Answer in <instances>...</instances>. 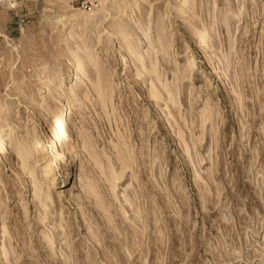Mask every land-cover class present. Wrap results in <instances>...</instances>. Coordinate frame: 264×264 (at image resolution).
<instances>
[{"label": "rangeland", "instance_id": "1", "mask_svg": "<svg viewBox=\"0 0 264 264\" xmlns=\"http://www.w3.org/2000/svg\"><path fill=\"white\" fill-rule=\"evenodd\" d=\"M180 1L0 0V101L11 108L5 116L21 120L17 136L34 127L45 141L44 121L58 101L54 92L40 93L55 78L72 103L71 146L79 159L69 178L58 173L50 186L55 202H47L42 224L37 204L45 198L34 200L33 180L29 186L15 180L17 158L8 167L0 152V239L5 227L10 239L0 246L9 260L3 256L0 264H264V0H193L195 23ZM92 14L98 25L77 30L93 54L91 83L83 78L71 94L72 48L62 31L73 17ZM164 22L169 55L151 56L145 65L161 90H172L163 102L149 98L152 78L125 60L119 33L109 38L108 31L126 30L133 46L134 29H151L155 41V27ZM199 25L216 28L205 52L195 46ZM100 80L108 83L101 89ZM107 86L105 105L99 94ZM209 116L214 121L205 122ZM60 149L42 150L46 160L36 165L45 192L47 160L55 162ZM118 156L134 162L114 191L107 178L121 171ZM88 184L107 205L103 210Z\"/></svg>", "mask_w": 264, "mask_h": 264}, {"label": "bare ground", "instance_id": "2", "mask_svg": "<svg viewBox=\"0 0 264 264\" xmlns=\"http://www.w3.org/2000/svg\"><path fill=\"white\" fill-rule=\"evenodd\" d=\"M145 0H142V2ZM179 1V0H178ZM10 2V1H9ZM8 2V3H9ZM133 2H135V0H133ZM132 4V3H131ZM183 5V13L184 15H189V20L193 23L196 22V16L194 15V8H195V3L193 2V0H182L180 1V5ZM129 5V4H128ZM133 5V4H132ZM216 5V3H215ZM121 6V5H120ZM11 8V7H10ZM135 8V7H134ZM136 9H139V7H137ZM123 11V10H122ZM134 14V13H133ZM119 15V14H118ZM183 15V16H184ZM234 15V14H233ZM122 16V15H121ZM181 16V15H180ZM76 18V17H75ZM73 17L71 23L68 24V26L66 27L65 30L62 31V36H67L69 37V44L72 48L70 57L68 58V64L70 65V74H68L66 80L69 81V77L71 75V73L74 72L73 76L70 79V83H73L72 85L75 87H72L70 90V93L73 94L74 91H76V89L78 87H76L79 82L83 79L86 78L87 80L84 81L86 82V85L91 83V79H90V73H88V71H91L93 69L94 66V60L92 59V53H89V51H84V48L86 46V40L84 38L83 35H78L77 34V30H80L83 34L87 33V31L90 29H92L93 27H95V25H98V19L96 14H92V15H87L85 17H83L81 19V21H78L77 19H75ZM124 18V17H123ZM164 18V17H163ZM228 18V17H227ZM159 19V18H158ZM182 19V18H181ZM180 19V20H181ZM63 20V17L58 20V23H61ZM116 20H120L118 18H116ZM125 20V19H124ZM212 20V19H211ZM126 21V20H125ZM128 22V21H127ZM162 22V21H161ZM220 23V22H219ZM113 24V23H112ZM116 24V23H115ZM131 25V24H130ZM166 23H157V26L155 27L156 29V36H155V41H152V39L150 38V34H152L151 29L148 30V33L143 30L141 27L134 29V34L136 35V38H138V40L134 43L133 42V46L130 43V35L127 33V31L124 29H117V26L115 27L114 25H111V27H115V31H108L110 37L109 38H113V37H117V33H119V36L117 37L118 40H120L121 45L122 46L124 52H126V58L125 60H133V62L135 64H137L139 67H141L143 70H141V75L143 77H147V78H152L151 79V84H149L150 89L148 90V94H150L149 98H153L155 100H163V102L165 101L164 97H162L164 94H172V90H170L169 88H163L162 90L160 87H158V85L155 83V81L153 80V77L151 76L152 73L148 72V68L145 66L147 64V61L149 62V60H151V56H156L157 55V60H158V54H161V56H165L168 54V50L170 49L171 45L170 44H166V40H167V31H166ZM120 26V25H119ZM135 25L133 24L132 27H134ZM127 27V26H126ZM152 27V26H150ZM200 28H195L193 31L194 36H195V46H199L200 49H203V51L205 52V49L207 48V41L208 39L213 35L215 31V26L212 25L210 27H205L204 25H199ZM145 29V28H144ZM113 30V29H112ZM132 30V29H131ZM153 30V29H152ZM168 30V29H167ZM107 31V30H106ZM91 32V31H89ZM229 32V31H228ZM154 33V32H153ZM169 33V32H168ZM192 33V34H193ZM144 34V35H143ZM89 35V34H88ZM143 36V37H141ZM86 37V36H85ZM90 37V36H89ZM154 39V38H153ZM88 40V39H87ZM168 41V40H167ZM66 42V41H65ZM147 49L144 50L145 47H147ZM150 46H152L154 49L151 50ZM141 48V49H140ZM172 51V50H171ZM210 53V52H209ZM213 53V52H212ZM211 54V53H210ZM215 54V52H214ZM169 55V54H168ZM216 58V57H215ZM228 59V58H227ZM157 62V61H156ZM152 63V62H151ZM150 63V66H154L156 64ZM195 63L194 60H192V58L190 57V63L189 65H193ZM96 64V63H95ZM149 64V63H148ZM103 65V64H102ZM188 65V67H189ZM212 66V65H211ZM152 68V67H150ZM154 68V67H153ZM190 68V67H189ZM45 69V68H44ZM187 69V68H185ZM43 70V69H42ZM135 70V69H134ZM138 70V69H137ZM151 70V69H150ZM183 70V69H182ZM215 73H219L218 72V68L214 67L213 68ZM43 72V71H42ZM140 72V71H139ZM152 72V70H151ZM189 72V70H188ZM102 73V72H101ZM150 73V74H149ZM221 73V72H220ZM220 73L218 74L220 76ZM55 75V74H52ZM139 75V74H138ZM159 75V74H157ZM191 75V74H190ZM45 76V75H43ZM56 76V75H55ZM104 76V75H103ZM162 76V75H161ZM52 77V76H51ZM141 77V76H139ZM164 77V76H163ZM189 77V76H188ZM222 77V75H221ZM158 78V76H157ZM39 79L42 80V77L40 76ZM146 79V78H145ZM185 79V77H184ZM190 79V78H189ZM223 79V78H221ZM138 80V79H137ZM156 80V79H155ZM178 80V79H177ZM40 81V80H38ZM101 81V80H100ZM159 81V80H158ZM157 82V81H156ZM223 82V81H222ZM138 83V82H137ZM150 83V82H149ZM158 83V82H157ZM103 84V85H102ZM104 84L107 85L108 83L106 81H101V83L99 85H97L100 89L102 87H104ZM13 85L19 90L21 83H13ZM80 85V84H79ZM92 85V84H91ZM181 85V84H180ZM62 84L58 82V80H56L55 78H53L52 80L50 79H46L43 82V87H42V92L40 93V95H46L47 93H51L54 92V100L58 101V105L56 106V109L54 110V112L52 114V116L48 119H46L44 121V125H45V137L46 140L43 141L41 139L40 136L36 137L35 134H37L38 132L36 131V128H31L26 126L25 128H22L21 131V135H16L17 131L21 130L20 128V123L21 120L17 119L13 122H10L8 120V118H6L5 113H11V108L8 106V104L6 103H1L0 101V121H2V124L0 125V152L5 156V161L4 164L7 165L8 167L11 166L12 163H8L7 161L11 158V157H16L17 158V165L18 166V170H13L14 176H15V180H26V186H29V183L33 180L32 182V188H33V197L34 200L35 199H39L41 198V196H43L45 198L44 201H39V204H37L38 206H40L42 208V210H44V214L43 216H41L39 218L40 223L44 224L45 219L48 217V212L46 211L48 204L47 202L52 201V204H54V196H53V189L50 188L51 185L57 184L59 181L58 178V173H62L65 178H69L72 175L73 170L75 169V167L77 168V164L79 162L78 156L74 153V148L71 146V144H75L77 143V140L75 139L76 137H72V132H73V126L71 125L72 123H70L69 121V113L72 112V103L70 100V97L68 96V94L66 92L61 91L62 88L61 87ZM89 86V85H88ZM87 86V87H88ZM109 86V85H108ZM107 86V88L105 89V91H103L102 93L99 94V98L100 100H102L105 103V96L108 94V91L110 90L109 87ZM161 86V85H160ZM94 87V85L92 86ZM90 87V88H92ZM69 90V89H68ZM98 90V89H97ZM111 92V90H110ZM157 93V95H156ZM164 93V94H163ZM48 95V94H47ZM157 96V97H155ZM171 96V95H170ZM239 96V95H238ZM39 97V95H38ZM179 97V96H178ZM42 98L44 100H46L45 96H42ZM108 98V97H107ZM148 98V97H147ZM176 98V97H175ZM110 99V97L108 98ZM171 99V98H170ZM168 100V99H167ZM160 101V102H161ZM238 101V100H237ZM47 102V101H46ZM168 102V101H167ZM179 102V101H178ZM175 103V102H174ZM181 103V102H180ZM33 104V100H30V105ZM49 103H47L48 105ZM56 104V103H55ZM166 104V103H163ZM172 104V103H171ZM182 104V103H181ZM34 105V104H33ZM46 105V104H45ZM106 105V103H105ZM170 105V104H169ZM41 107V106H40ZM50 108V107H49ZM39 109V108H38ZM43 109V108H41ZM52 110V109H51ZM166 110H168L169 112V106H166ZM41 111V110H40ZM174 111V110H173ZM172 111V112H173ZM164 112V111H163ZM177 112V111H176ZM209 112V110H208ZM40 113V112H39ZM175 113V112H174ZM164 115V113H163ZM209 114H207L208 116ZM10 116V115H9ZM171 116V114H170ZM173 117V115H172ZM215 118V116H214ZM208 120H212L211 116L206 117V119L204 120L205 122H207ZM185 121V120H184ZM177 122V121H176ZM183 123V122H182ZM204 123V122H203ZM181 124V123H180ZM180 124L177 123V127L180 129ZM215 124V123H214ZM204 125V124H203ZM216 126V125H215ZM176 127V128H177ZM183 127V125H182ZM205 128V126H203ZM202 127V128H203ZM174 131V129H173ZM182 131V130H181ZM20 132V131H19ZM32 132H34V134H31ZM75 132V130H74ZM180 132V131H179ZM38 135V134H37ZM70 136V137H67ZM123 136V135H122ZM183 136V135H182ZM36 137V138H33ZM86 137V136H85ZM82 138V137H81ZM84 138V137H83ZM79 139V138H77ZM124 139V138H123ZM87 140V144L85 143V145L83 146V150H81V153L85 152V149L88 147V143L90 139H85V142ZM128 141V140H127ZM134 141V140H133ZM120 142V141H119ZM134 143V142H133ZM186 143V142H185ZM201 143V142H200ZM57 145H60L61 149L58 151L57 155H56V161L55 162H51L47 160V165H46V172H48L47 176L48 177L47 180H50L49 183H46V186L48 187L47 192H45L43 190V186L40 184V182H38V176H37V171L36 168L38 165L37 163L42 161H45L46 158L43 154V152L47 149V148H55L57 147ZM125 145V143L123 144ZM122 146V144H121ZM131 146V145H130ZM190 146V145H189ZM189 146L186 145V151L185 152H189L190 148ZM191 147V146H190ZM127 148V147H126ZM76 149V148H75ZM117 149V148H116ZM124 149V148H123ZM43 150V152H41ZM80 150V149H79ZM131 150V149H130ZM118 151V150H117ZM90 152V150H89ZM121 155L123 154L122 151ZM132 152V151H131ZM130 152V153H131ZM80 153V154H81ZM92 153V150H91ZM116 153V152H115ZM129 153V152H128ZM78 154V153H77ZM93 155V154H92ZM119 155V154H118ZM124 155V154H123ZM131 155V154H128ZM95 156V155H94ZM125 156V155H124ZM121 157L119 159L120 162V167H121V171L118 173H114V175L112 174L113 171L109 170L110 173L112 174V178L110 179V177L107 178V183L109 184V187L112 188L113 190L116 188H119L118 186V181H120L123 177L124 174L126 172L127 169H130L129 171H131V167L132 165L130 164L131 161L133 160H129L131 156H129L130 158L128 159L127 156L126 157ZM157 156V155H156ZM91 157V156H90ZM160 157V156H159ZM81 158V157H80ZM95 158V157H94ZM192 158V156H191ZM41 159V160H40ZM93 159V158H92ZM96 159V158H95ZM110 159V158H109ZM134 159V156H133ZM159 159V158H158ZM161 159V158H160ZM204 161V160H203ZM96 164L97 161L95 160ZM134 162V161H133ZM59 163V164H57ZM132 163V162H131ZM133 165H136L133 164ZM14 167V166H13ZM109 167V166H108ZM103 169V168H102ZM138 169V168H137ZM98 171V170H97ZM106 171V170H104ZM104 171H102V175L104 176L105 173ZM108 171V169H107ZM115 172V170H114ZM127 173V172H126ZM109 175V173H108ZM105 177V176H104ZM45 180V179H44ZM65 181V180H64ZM140 181V180H139ZM24 183V184H25ZM89 185V190L91 192L92 189V195L95 197V201L98 203V208L99 211L103 210V201L101 200V197L99 196L100 194L97 193L96 191H94V186L92 187L90 184ZM46 187V188H47ZM98 189V188H97ZM115 191V190H114ZM113 191V192H114ZM115 193V192H114ZM99 194V195H98ZM42 199V198H41ZM50 200V201H49ZM101 200V201H100ZM37 201V200H36ZM2 203V202H1ZM35 203V202H34ZM103 204V205H102ZM96 205V204H95ZM94 205V206H95ZM2 206V205H1ZM0 206V207H1ZM107 206V205H104ZM134 206V205H133ZM132 206V207H133ZM54 207V206H53ZM50 208V207H49ZM48 208V210H49ZM125 209V208H124ZM133 209V208H132ZM120 210V209H119ZM98 211V213H99ZM108 211V210H107ZM126 212V210H125ZM124 212V213H125ZM27 213V212H26ZM102 213V212H101ZM126 214V213H125ZM124 215V214H123ZM110 216V215H109ZM126 216V215H125ZM126 218V217H125ZM139 219V218H138ZM114 222V220H113ZM115 223V222H114ZM158 223V222H157ZM117 226V224H114V226ZM131 225V224H130ZM113 226V227H114ZM115 226V227H116ZM114 227V228H115ZM118 228V227H117ZM56 229V228H55ZM119 229V228H118ZM6 227H5V232L4 235L2 236V238L0 239V246H7L6 245V237L5 234L8 233V231H6ZM113 230V229H112ZM115 230V229H114ZM161 230V229H160ZM2 231V229H1ZM93 231V230H92ZM97 231V230H96ZM117 231V230H115ZM53 232V231H52ZM55 232V231H54ZM119 232V231H118ZM51 233V232H50ZM116 233V232H115ZM56 234V233H55ZM54 234V235H55ZM114 234V233H113ZM120 234H122V232H120ZM11 235V234H10ZM52 235V234H51ZM137 236V234H135ZM49 236V235H48ZM56 236V235H55ZM116 236V234H115ZM54 238V237H53ZM51 239V238H50ZM50 243V242H49ZM53 243V242H52ZM102 244V243H101ZM3 247V248H4ZM1 248V247H0ZM12 248V247H11ZM1 250V249H0ZM14 250V248H13ZM10 251V248H9ZM16 253V252H15ZM3 256H6L5 259L9 260V255H7V247L6 249H3L0 253V260L2 259ZM11 257V256H10ZM12 258V257H11ZM12 261V260H11ZM3 263V262H1Z\"/></svg>", "mask_w": 264, "mask_h": 264}]
</instances>
